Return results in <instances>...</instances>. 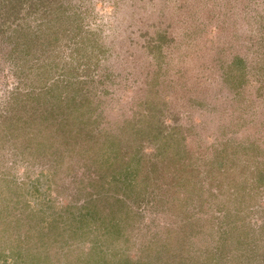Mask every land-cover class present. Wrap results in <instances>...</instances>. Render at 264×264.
I'll return each instance as SVG.
<instances>
[{
	"label": "rangeland",
	"instance_id": "374dc122",
	"mask_svg": "<svg viewBox=\"0 0 264 264\" xmlns=\"http://www.w3.org/2000/svg\"><path fill=\"white\" fill-rule=\"evenodd\" d=\"M0 264H264V0H0Z\"/></svg>",
	"mask_w": 264,
	"mask_h": 264
}]
</instances>
